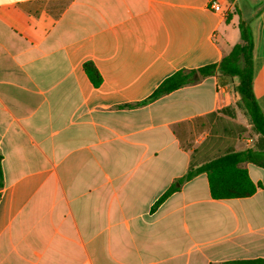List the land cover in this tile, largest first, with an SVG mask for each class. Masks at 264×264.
<instances>
[{
	"label": "crops",
	"instance_id": "1",
	"mask_svg": "<svg viewBox=\"0 0 264 264\" xmlns=\"http://www.w3.org/2000/svg\"><path fill=\"white\" fill-rule=\"evenodd\" d=\"M211 1L0 0V264L264 260L255 164L242 165L262 184L250 197L215 200L201 173L152 211L195 149L201 165L253 147L236 129L196 133L195 118L236 107L218 75L143 104L173 73L219 63L241 41V20L264 110V0H216L221 12ZM239 115L225 117L248 128Z\"/></svg>",
	"mask_w": 264,
	"mask_h": 264
},
{
	"label": "trees",
	"instance_id": "2",
	"mask_svg": "<svg viewBox=\"0 0 264 264\" xmlns=\"http://www.w3.org/2000/svg\"><path fill=\"white\" fill-rule=\"evenodd\" d=\"M239 26L241 41L219 63L206 65L195 70H179L173 73L158 86L143 104L153 102L183 86L195 83L197 81L195 78L196 74L202 77L218 75L220 85H227L229 82L233 84L234 92L238 97L236 107H225L218 113L195 118L192 122L196 126V133L200 134L206 130L210 131V129L213 132L217 127L224 126V133L235 134L234 130L236 129V133L238 132L242 135L248 129L230 120L227 121L225 117L235 118L238 109L249 124L250 136L254 140L253 147L241 151L228 147L212 158H208L201 165L195 160L198 153V149H195L188 171L184 176L177 179L175 184L171 185L157 200L152 208L153 212L174 192L180 189L177 185H182L201 173L207 175L210 194L215 200L250 197L262 187L261 183H255L251 179L248 170L242 166L244 163H252L264 169V110L254 92V42L252 31L244 20L240 21ZM84 69L94 85H100L102 78L95 65L88 62L84 65ZM215 118L217 125H212L215 122ZM175 134L179 139L181 138L176 128ZM181 145L187 150L192 148L191 144L181 143ZM2 186V173L0 170V188ZM245 263L261 264L264 263V260L247 261Z\"/></svg>",
	"mask_w": 264,
	"mask_h": 264
},
{
	"label": "rangeland",
	"instance_id": "3",
	"mask_svg": "<svg viewBox=\"0 0 264 264\" xmlns=\"http://www.w3.org/2000/svg\"><path fill=\"white\" fill-rule=\"evenodd\" d=\"M236 120L240 121V122H243L245 125H247L243 115H239ZM247 127H248L247 128L248 131L243 132V134L242 135L240 134V136L238 137L239 138L238 140L241 142V144L247 143V140L249 139V137L251 138V136H250L251 135L250 128H249L248 125H247ZM224 128H225L224 126H219L218 129H217V132L222 131ZM195 137H196V134H195Z\"/></svg>",
	"mask_w": 264,
	"mask_h": 264
},
{
	"label": "built area",
	"instance_id": "4",
	"mask_svg": "<svg viewBox=\"0 0 264 264\" xmlns=\"http://www.w3.org/2000/svg\"><path fill=\"white\" fill-rule=\"evenodd\" d=\"M210 7H211L212 10H214L216 12H221L222 11L220 4L216 0H212L211 1Z\"/></svg>",
	"mask_w": 264,
	"mask_h": 264
}]
</instances>
